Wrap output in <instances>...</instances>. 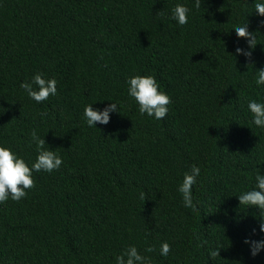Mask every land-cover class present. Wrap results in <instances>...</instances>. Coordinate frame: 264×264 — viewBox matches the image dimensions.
<instances>
[{
  "label": "trees",
  "instance_id": "1",
  "mask_svg": "<svg viewBox=\"0 0 264 264\" xmlns=\"http://www.w3.org/2000/svg\"><path fill=\"white\" fill-rule=\"evenodd\" d=\"M178 2L191 9L187 24L171 18ZM254 2L0 0V144L31 165L34 129L63 161L33 171L22 199L0 202V264H115L130 244L152 264H264V250L253 256L244 242L264 238V212L237 196L264 174V128L247 108L264 100L255 83L264 16ZM247 22L251 49L233 29ZM37 72L57 80L41 102L20 88ZM136 74L170 96L164 118L142 115L128 96ZM111 101L120 112L89 127L84 106ZM194 165L195 211L178 192Z\"/></svg>",
  "mask_w": 264,
  "mask_h": 264
},
{
  "label": "clouds",
  "instance_id": "2",
  "mask_svg": "<svg viewBox=\"0 0 264 264\" xmlns=\"http://www.w3.org/2000/svg\"><path fill=\"white\" fill-rule=\"evenodd\" d=\"M202 0H195V7L200 8ZM255 12L264 16V0H255ZM191 9L185 3H176L171 9V18L179 25L188 23L189 13ZM159 12L156 14L158 15ZM237 37L246 38L249 49L255 48L253 45L257 39L256 33L249 31L248 22L237 25L233 28ZM232 29V30H233ZM249 49L237 47V54L250 57L252 55ZM127 93L133 98L139 107V112L147 114L159 120L164 118L168 111V105L171 98L167 92L161 91L160 86L153 75H131L126 80ZM255 83L257 86H264V67L255 70ZM28 97L41 102L46 100L49 95L57 93V80L55 78H45V76L37 72L30 80L20 83ZM247 108L252 113V123L258 127L264 128V100L250 99L247 102ZM120 112V105L111 101L103 108H94L89 103L84 106L83 116L89 127H96L97 123L106 125L111 120V115ZM32 142L37 146V155L34 162L29 165L25 159L16 153L13 149L4 144H0V202L9 198L12 200H20L26 196L28 189L34 184L32 176L33 171L44 170L51 172L58 169L62 164V157L54 150L44 148L46 144L44 138H40L33 129L31 133ZM201 170L195 165L192 166L190 172L184 174L183 182L178 188V192L182 198L183 207L186 209L196 210V204L193 198V187L197 184ZM145 193H140V198H144ZM238 196L240 204L252 205L264 212V174L261 170L255 173L254 186L246 191L241 192ZM264 217V215H262ZM259 230L264 233V220L259 223ZM255 231V229H253ZM244 242L250 245V251L253 256L264 250V238L259 240H250L245 238ZM220 249H210L209 256L215 257L219 255ZM145 252H152L153 247L148 246ZM172 252L171 246L164 242L160 245L159 253L167 259ZM115 264H152V258L142 253L135 244L128 245L120 254L114 256Z\"/></svg>",
  "mask_w": 264,
  "mask_h": 264
}]
</instances>
